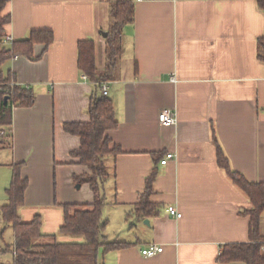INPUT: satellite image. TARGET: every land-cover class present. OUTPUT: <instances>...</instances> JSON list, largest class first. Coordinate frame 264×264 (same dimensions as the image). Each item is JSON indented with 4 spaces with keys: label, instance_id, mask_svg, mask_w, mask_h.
<instances>
[{
    "label": "crops",
    "instance_id": "obj_1",
    "mask_svg": "<svg viewBox=\"0 0 264 264\" xmlns=\"http://www.w3.org/2000/svg\"><path fill=\"white\" fill-rule=\"evenodd\" d=\"M114 1L9 0L3 9L10 15L4 38L23 39L34 29L54 34L45 50L34 45L37 58L15 55L0 65L35 93L30 106L11 110V146L0 148V162H6L0 200L6 199L12 163L22 162L28 183L19 215L29 221L39 214L45 234L58 232L60 204L93 199L89 184L73 179L87 171L71 155L79 136L62 124L89 120L96 86L77 67V42L93 38L99 49ZM132 2L133 19L122 29L120 67L108 81L117 126L106 134L122 151L109 161L115 177L106 184L102 209L107 238L128 245L100 249L98 264H245L217 260L221 244L249 240V218L241 213L249 201L217 166L211 132L234 170L264 182V61L257 56L264 11L255 0ZM98 53L96 63L103 67ZM164 108L175 113V124L158 120ZM168 151L173 158L161 164ZM151 171L148 198L159 204V213L138 218L133 204ZM168 205L181 216H171ZM261 224L264 233V212ZM149 243L162 245V251L144 257L140 249Z\"/></svg>",
    "mask_w": 264,
    "mask_h": 264
},
{
    "label": "trees",
    "instance_id": "obj_2",
    "mask_svg": "<svg viewBox=\"0 0 264 264\" xmlns=\"http://www.w3.org/2000/svg\"><path fill=\"white\" fill-rule=\"evenodd\" d=\"M9 0H0V65L10 57L24 55L35 59L33 47L43 44L44 50L54 40L50 29H34L23 39L3 43L4 26L10 15L3 13ZM264 11V0H255ZM132 0H116L110 4V23L101 35V48L107 59L103 67L96 63L99 52L93 38H83L77 42V67L95 83L96 89L90 97L87 108L88 121H65L63 129L79 136V146L71 151L87 171L74 175L76 183H88L93 192L91 202L60 204L63 221L57 233L45 234L41 230V217L35 214L29 221H23L19 208L24 202L27 178L21 175L22 162L12 163L9 184L5 188L7 202L0 206V218L12 228V242L0 244L1 251H10L9 264H98L99 250L108 251L128 245L126 242L109 240L105 233L107 220L102 216V209L107 203L106 184L115 177L113 166L117 154L122 150L112 143L106 131L117 126L113 101L102 94L99 84L117 76L116 61L123 52V26L133 19ZM257 56L264 61V37L258 41ZM101 52V51H100ZM35 100L31 86L18 84L12 71L0 69V148L11 146V124L13 106H30ZM216 146V163L229 179L246 195L249 206L241 212L249 218V240L247 242L223 243L220 245L217 260L222 263L242 261L245 264H264V233L262 232V215L264 212V182L249 181L243 173L234 170L223 149L217 142L214 129L211 132ZM155 171L146 177L145 186L133 204V211L138 218L151 217L159 213V204L149 200ZM115 198L112 202H115ZM110 202V201H108ZM3 228L0 229V238ZM68 235L71 240L59 241L58 235ZM49 240L41 242L40 239ZM73 237L75 239H73Z\"/></svg>",
    "mask_w": 264,
    "mask_h": 264
},
{
    "label": "built area",
    "instance_id": "obj_3",
    "mask_svg": "<svg viewBox=\"0 0 264 264\" xmlns=\"http://www.w3.org/2000/svg\"><path fill=\"white\" fill-rule=\"evenodd\" d=\"M12 40L11 36L7 35L4 38V41L6 42H10ZM100 89L102 94L107 95L108 93V82L107 81H102L100 84ZM158 120L163 123V124H175L176 123V115L173 111H171L168 108H164L162 109L159 114H158ZM2 134H5L4 131L1 130ZM174 156V153L172 151H168L164 154V156L160 159V163L161 164H165L168 160L172 159ZM167 212L174 217H180L181 213L179 211H177V209L173 206V205H168L166 208ZM163 247L162 245H158L155 243H149L145 246H143L140 249L141 254L144 257H150L156 253H159L160 251H162Z\"/></svg>",
    "mask_w": 264,
    "mask_h": 264
},
{
    "label": "rangeland",
    "instance_id": "obj_4",
    "mask_svg": "<svg viewBox=\"0 0 264 264\" xmlns=\"http://www.w3.org/2000/svg\"><path fill=\"white\" fill-rule=\"evenodd\" d=\"M108 22H110V20H108ZM102 33L103 32H101V34L100 35H102ZM101 51V52H100ZM104 51V48H101V45H99V53H98V58H99V63H101V64H105L106 63V61H107V59H106V57H105V53L103 52ZM102 53V54H101ZM120 60H121V56H120V58H118L117 59V61H116V67L118 68V67H120L119 66V63H120ZM0 159H2L1 158V156H0ZM3 159H5V158H3ZM5 161H1L0 162V165H3L2 167H4V169H0L1 171L2 170H5ZM6 170L7 171H10V169H9V167H8V169L6 168ZM5 176V175H4ZM0 180L2 181V179H1V177H0ZM7 186V185H6ZM5 186V187H6ZM5 187H4V189H5ZM5 191V190H4ZM3 194V193H2ZM6 196V195H5ZM1 198V197H0ZM6 203L7 202V196H6V199L4 200V201H2V200H0V204L1 203ZM4 203V204H5ZM1 206V205H0ZM116 215V212H115V214H114V216ZM3 228V232H2V236H1V238H0V244L1 245H3V242H6V243H9V242H11L12 241V228H11V226H10V224L9 223H5L3 220H1V218H0V229H2ZM73 239H75L74 237H73ZM10 257H11V252L10 251H1L0 252V264H9L10 263Z\"/></svg>",
    "mask_w": 264,
    "mask_h": 264
},
{
    "label": "water",
    "instance_id": "obj_5",
    "mask_svg": "<svg viewBox=\"0 0 264 264\" xmlns=\"http://www.w3.org/2000/svg\"><path fill=\"white\" fill-rule=\"evenodd\" d=\"M102 34L105 35V32H103Z\"/></svg>",
    "mask_w": 264,
    "mask_h": 264
}]
</instances>
